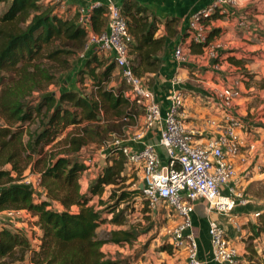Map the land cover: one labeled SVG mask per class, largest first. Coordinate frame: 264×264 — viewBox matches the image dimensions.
<instances>
[{
  "label": "trees",
  "instance_id": "16d2710c",
  "mask_svg": "<svg viewBox=\"0 0 264 264\" xmlns=\"http://www.w3.org/2000/svg\"><path fill=\"white\" fill-rule=\"evenodd\" d=\"M50 3L0 0V212L25 210L36 217L40 230L35 250L23 230L1 227L0 264H18L26 258L31 264H127L106 255L102 247L132 245L137 230L100 227L105 223L124 225L126 209L119 207L141 191L137 187L127 190L130 183L124 184L133 175L126 170L121 153L109 150L106 164L81 192L79 175L88 166L80 159V152L99 137L100 122L106 119L107 134L119 133V128H125V122L137 115L139 106L130 99L127 87L123 91L110 85L115 65L110 55L86 47L87 31L78 23V13L65 16L60 3ZM119 11L133 38L129 48L133 72L139 75L141 67L156 70L155 55L164 39L154 37L155 18L149 19L144 7L128 0ZM106 24L107 10L100 4L91 12L90 29L100 33ZM75 55L79 61L75 74L81 82L88 81L90 91L45 92L54 80L56 66L66 69L67 59ZM34 121L37 127L30 131ZM31 162L32 167L41 166L44 200L35 199L33 191L21 183ZM106 186L112 187V193L103 200ZM50 201L62 210L53 209ZM257 218L258 223L250 225L247 233L250 240L264 236V210ZM159 251L173 253L167 243H162ZM242 264L257 263L249 258Z\"/></svg>",
  "mask_w": 264,
  "mask_h": 264
},
{
  "label": "crops",
  "instance_id": "0c3cea01",
  "mask_svg": "<svg viewBox=\"0 0 264 264\" xmlns=\"http://www.w3.org/2000/svg\"><path fill=\"white\" fill-rule=\"evenodd\" d=\"M125 1L112 0L118 8ZM128 1L144 7L149 19L155 18L157 31L154 37L164 39L162 49L155 55L158 60L156 70L144 71L141 67L137 75L153 93V101L159 107L161 118L167 110L170 93L180 92L184 101L180 117L183 125L192 133L193 143L203 144L219 135L227 124V113L218 94L231 86L239 91L232 112L244 122L245 127L236 131L242 140V146L234 161V182L239 191L246 190L247 204L237 205L230 218H226L215 212H208L205 202L196 201L191 214V231L197 243L198 260L202 264H216L212 260L207 223L208 220L217 221L230 243L239 250L241 264L247 245L243 226L246 222H254V212L264 210V205H261L263 199L259 195L261 192L258 194L256 190L257 186H264V87H261L264 83V2L257 6L256 11L250 5L245 15L241 14V8L250 4L249 0H238V10L227 7L223 13H214L206 21V41L199 44L190 42L187 32L189 21L194 13L207 8L213 0ZM100 4L104 5V0H65L61 8L66 9L63 15L72 16L78 9ZM243 19L247 22L246 26H239L238 22ZM105 30L106 26L103 31ZM211 32L213 33L210 35ZM177 49L183 54L182 61L175 57ZM210 51L214 52V56H209ZM114 71L119 73L117 68ZM247 71L253 73L252 78H249ZM260 80L262 82L258 84ZM130 123L132 126L129 130H132L128 132L130 136L128 135L126 144L134 151L143 146H152L160 161L165 163V151L157 143L162 120L148 126L144 112H140ZM135 136L138 138L131 140ZM252 144H256L255 149L249 151L248 147ZM28 173L30 174L29 171ZM87 185L81 187L80 184V191L84 192ZM35 220L34 216L26 219V215L23 220L11 219L0 212V228H18L25 233L27 230L36 231ZM18 264L31 263L26 258ZM130 264H187V261L181 252L168 254L160 251L156 254L142 252Z\"/></svg>",
  "mask_w": 264,
  "mask_h": 264
},
{
  "label": "built area",
  "instance_id": "2783aa9c",
  "mask_svg": "<svg viewBox=\"0 0 264 264\" xmlns=\"http://www.w3.org/2000/svg\"><path fill=\"white\" fill-rule=\"evenodd\" d=\"M46 1L62 4L65 0ZM236 1L213 0L207 8L194 13L187 29L190 42L204 43L208 31L206 21L212 14L223 13L225 8L233 7ZM104 5L107 10V24L106 30L100 33H94L90 29L91 12L99 5H91L77 11L78 23L87 31L86 47L93 46L97 51L111 56L115 68L119 70L127 86L130 99L143 109L148 126L162 120L157 143L165 151L166 162L160 161L152 146H143L134 151L126 144L127 139L115 136L106 143L105 150L119 151L125 159V166L140 170L141 182L135 185V188L142 186L139 190L147 209L156 210L160 203H163L177 215L178 220L170 231L172 249L183 253L187 264H202L197 258V243L191 231L194 203L203 201L208 212H215L226 218H230L237 205L247 204V199L234 182L236 177L234 161L242 146V140L236 131L245 127L244 122L232 112L239 91L231 86L218 94L227 113V124L221 133L203 144L193 143L192 133L184 127L180 118L184 102L181 93L178 91L170 93L167 110L161 118L159 107L153 101V93L132 70L129 48L133 38L128 32L125 19L112 0H104ZM238 23L239 26L247 24L244 19ZM209 56H214V52L210 51ZM175 57L178 61L184 59L180 49L175 51ZM137 138L138 136H135L131 140ZM262 143L264 145V140ZM255 145H250L248 150H254ZM30 175H24L21 183L32 191H36V188L39 190L41 188L39 174L36 177ZM22 214L32 217L25 210L3 211V215L11 219H17ZM259 214L260 211H256L252 217L257 218ZM207 235L212 260L216 264H240L239 250L230 243L226 232L217 221L208 220ZM33 247L37 250L38 243H34Z\"/></svg>",
  "mask_w": 264,
  "mask_h": 264
},
{
  "label": "rangeland",
  "instance_id": "374dc122",
  "mask_svg": "<svg viewBox=\"0 0 264 264\" xmlns=\"http://www.w3.org/2000/svg\"><path fill=\"white\" fill-rule=\"evenodd\" d=\"M44 2L47 3L48 5L51 4L49 1L44 0ZM263 2L264 0H249L248 3L250 4H247V6H243L241 8V14L245 15V13L248 12V7L250 5L253 7V10L256 11L257 6ZM233 5L234 6L231 8L234 10H238L237 7H240L238 0ZM51 6H56V7L59 6L58 8H60V5H51ZM60 10L64 12V14L66 13V9L60 8ZM86 45H87V38H86ZM77 56L76 55L71 56L70 58L67 59L68 66H66L67 67L66 69H62V67L59 68L58 66H56L57 71L55 72L54 80L51 84H49L47 87L44 88L45 92L54 93L57 95V93L63 89H72V88L78 89L85 93H88L90 91L88 81L84 79L81 82V77L76 76L75 74V71L77 70V67L79 65ZM246 73L249 75V78L253 77V73L251 74V72L248 71ZM65 81L67 84H65ZM261 82L262 80L258 81V84H260ZM110 85L115 87L118 86L123 91L124 90L127 91L126 89L127 86L125 85L120 73H118L117 71L113 72ZM261 87H264V83L262 84ZM128 92L129 91H127V93ZM34 96H36V94H34ZM136 112L138 114L143 111L140 107H138L136 108ZM107 119L109 120V123H113L110 122L111 121L110 118ZM105 122L106 119L105 121L100 122L99 124L100 129L97 130V133L100 134L99 137L96 140H93L90 143H88L84 148H82L80 152V156H81L80 159L84 160L85 163L88 165V168L79 175V181L81 182L80 183L81 187H85L89 182H91L97 175L99 167L106 164V158L108 155L105 150L106 143L110 141V139L113 136L122 139H127L130 136L129 135L130 133L128 134V132L132 130V129L129 130V128L132 126L130 122H125L126 127L123 129L119 128V133H116V130H114L111 131V133L109 134L106 133L107 128L105 129ZM2 123H3L2 120H0V124ZM36 127H37V121H34L29 125V130L32 131ZM70 129L71 128L66 129L64 135ZM40 167H41L40 165L32 167V162H31L26 170L30 172L31 174L30 176L36 177V175L39 174ZM125 167L126 170L132 173L131 175H133V179H129L127 182H125L124 185L130 183V186L129 188H127V190L132 191L133 189H135V185L141 182V173L140 170L138 169L137 171L135 167L127 166V165ZM26 170L24 172V175L29 174L28 171L26 172ZM41 188L39 190L38 188H36L35 189L36 191H33L34 197L37 200H44L46 198L45 192ZM111 189L112 187L110 186H106L104 188L103 194L101 196L103 200L107 199L109 193H112ZM256 190L258 194L261 192L259 194L263 199V203L261 205H264V186H262L261 188L260 186H257ZM242 192L244 198L246 197L248 199L245 193L246 190H243ZM96 200L97 198L95 197L94 201ZM50 206L53 207V209L55 208L58 210H62V207L58 205L55 201H50ZM124 207L126 209L124 212V220H126V223L124 225H122L121 227H117L112 224L105 223L101 225L100 228L109 230L115 228L129 229L133 227L137 230L136 240H134L132 245H125L123 247H118L115 245L105 246L103 250L106 253V255L112 258H118L120 260L125 261L127 264H130V263H134L142 252H150L155 254L160 252L159 249L162 243H167L171 246L170 231L178 220L176 213L171 208H169L167 205L163 203H160V205L157 207L156 210L153 211L149 210L147 209L141 194L132 197L125 203H122L119 209H122ZM71 210L75 211V208H72ZM24 216L25 215L22 214L19 216V218L23 220ZM27 217L28 216H26V219ZM110 217L111 216H107V219H109ZM254 219H255L254 222H246V224L243 226V228L245 229L244 237H245V241H247V245L245 247L246 254H244V256L242 257L243 259H241L242 260L241 264L246 262L249 258H251L252 261H254L257 264H264V236L263 235L256 236L254 240L249 239L251 236L247 237V233L250 232V225L252 224L255 225L259 221L258 218H254ZM36 231L35 230L26 231V234L32 246L34 243L39 244L38 236L40 235V230L38 229L37 226H36ZM175 252H177V250L173 249V253Z\"/></svg>",
  "mask_w": 264,
  "mask_h": 264
},
{
  "label": "water",
  "instance_id": "95a60500",
  "mask_svg": "<svg viewBox=\"0 0 264 264\" xmlns=\"http://www.w3.org/2000/svg\"><path fill=\"white\" fill-rule=\"evenodd\" d=\"M141 188H142V186H141V185H139L138 189H141Z\"/></svg>",
  "mask_w": 264,
  "mask_h": 264
}]
</instances>
